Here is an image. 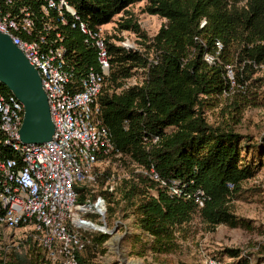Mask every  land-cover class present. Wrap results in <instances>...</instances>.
<instances>
[{"label": "trees", "instance_id": "obj_1", "mask_svg": "<svg viewBox=\"0 0 264 264\" xmlns=\"http://www.w3.org/2000/svg\"><path fill=\"white\" fill-rule=\"evenodd\" d=\"M68 1L80 21L98 31L143 0ZM148 12L166 20L147 46L149 52L126 50L106 38L112 69L100 105L103 123L119 152L146 168L153 166L162 179L177 178L205 192V205L197 210L194 200L171 197L142 175L138 184L124 190L128 205L136 207L142 231L154 238L152 253L160 256L178 249L177 232L190 225L196 214L209 231L222 224L249 228L233 214L229 203L264 166V139L250 145L232 129L210 125L202 108L207 100L232 88L227 67L241 68L234 80L243 86L254 67L264 65V0H151ZM121 28L140 33L132 16ZM217 42L222 45L219 59L208 65L204 55L213 53ZM66 43L79 71L97 68V51L85 43L84 35L73 30ZM150 51L156 58L149 59ZM135 68L147 70L144 85L116 92ZM144 136H156L158 142L144 143ZM0 152L15 157L7 145H0ZM106 177L104 173L100 182ZM151 190L157 195L150 196ZM107 197L111 202L114 195ZM26 242L36 249L32 240ZM38 251L30 259L15 253L0 264H46L45 253L41 248ZM105 251L101 239L92 237L77 258L80 264H96V252L103 255ZM225 251L239 259L238 264H251V259L240 258L239 250Z\"/></svg>", "mask_w": 264, "mask_h": 264}, {"label": "built area", "instance_id": "obj_2", "mask_svg": "<svg viewBox=\"0 0 264 264\" xmlns=\"http://www.w3.org/2000/svg\"><path fill=\"white\" fill-rule=\"evenodd\" d=\"M73 30L96 49L97 68L90 66L83 73L72 64L66 42ZM0 32L38 70L55 127L51 141L23 145L19 130L24 106L0 87V145L15 154L9 158L0 152V228L22 232L26 241L32 240L45 253L46 264H80L77 255L93 232L114 236L106 222L105 199L92 196L104 174L101 167L122 168L124 160H131L118 151L102 119L100 98L112 69L106 37L101 28L95 31L80 21L68 0H0ZM110 43L126 50L135 46L129 40ZM221 50L217 42L213 53H205V62L214 65ZM227 76L233 88L230 67ZM145 80L138 84L126 79L116 92L141 87ZM150 141L156 144L158 137H143L144 143ZM138 172L171 197L194 200L197 210L204 207L202 189H193L177 178L162 179L153 166H142ZM118 180L116 172L107 174L105 190L114 192ZM122 236L115 237L118 243L111 245L117 254Z\"/></svg>", "mask_w": 264, "mask_h": 264}, {"label": "rangeland", "instance_id": "obj_3", "mask_svg": "<svg viewBox=\"0 0 264 264\" xmlns=\"http://www.w3.org/2000/svg\"><path fill=\"white\" fill-rule=\"evenodd\" d=\"M150 4L151 0H143L130 7L127 13L117 15L111 23L101 27L102 34L110 42L129 40L135 45L130 50L149 52L147 46L152 45V39L166 23L165 19L148 12ZM131 16L139 25L140 33L121 28L124 20ZM154 58L155 53L150 51L149 59ZM231 70L235 78L236 70L241 68L231 67ZM254 70L251 79L243 86L235 84L229 92L207 100L202 108L203 116L210 125L230 128L250 145H257L264 139V65L254 67ZM146 74V69L135 68L130 77L131 83L141 84ZM123 163L122 168L114 165L101 167L102 172H116L119 176L114 192H107L101 182L93 190V198L102 196L105 199L108 229L113 232L116 229L114 236L93 232L92 236L101 239L102 247L106 250L103 255L96 252V264H238L239 259L226 255V249L239 250L240 258L251 259V264H256L255 261L264 262V166L254 179L243 184L238 197L229 203L233 214L246 222L249 228L222 224L214 231H209L196 214L190 225L177 232L178 249L172 254L155 256L151 250L153 236L142 231L135 213L136 207L129 206L123 196L124 190L132 183H139L138 170L142 165L132 160H124ZM108 194L114 195L111 202ZM156 195L155 190L150 191V196ZM110 208H114L115 212L111 213ZM120 234L123 239L119 241L117 254L111 245L118 243L115 237ZM35 248H29V242H26L22 232L0 228V261H9L15 253L27 255L30 259L40 253L39 246L35 245Z\"/></svg>", "mask_w": 264, "mask_h": 264}, {"label": "water", "instance_id": "obj_4", "mask_svg": "<svg viewBox=\"0 0 264 264\" xmlns=\"http://www.w3.org/2000/svg\"><path fill=\"white\" fill-rule=\"evenodd\" d=\"M1 85L24 106L23 123L19 130L21 143L30 145L51 141L55 127L41 76L11 38L0 32Z\"/></svg>", "mask_w": 264, "mask_h": 264}, {"label": "bare ground", "instance_id": "obj_5", "mask_svg": "<svg viewBox=\"0 0 264 264\" xmlns=\"http://www.w3.org/2000/svg\"><path fill=\"white\" fill-rule=\"evenodd\" d=\"M101 230H103V231H107V229H105V228H103V229H101ZM112 244V243H111Z\"/></svg>", "mask_w": 264, "mask_h": 264}]
</instances>
